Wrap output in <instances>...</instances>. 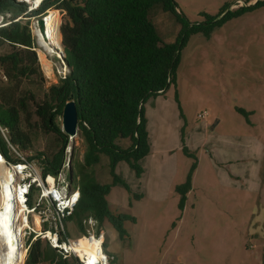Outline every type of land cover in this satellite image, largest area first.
<instances>
[{"label":"rangeland","instance_id":"obj_1","mask_svg":"<svg viewBox=\"0 0 264 264\" xmlns=\"http://www.w3.org/2000/svg\"><path fill=\"white\" fill-rule=\"evenodd\" d=\"M175 1L192 25L245 5L244 0ZM56 11L50 10L52 34L56 20L59 30L64 22ZM156 12L162 39L176 42L181 25L161 9ZM38 17L23 21H29L36 41ZM37 46L48 88L69 70L63 50L52 46L54 54H47ZM6 82L0 72V87ZM201 114L205 118H199ZM144 116L151 144L150 155L141 162L144 174L137 177L121 162L116 173L129 190L113 186L107 196L113 212L135 219L124 223V238L108 221L103 224L114 263L264 264V7L227 22L210 38L191 35L181 50L176 85L149 99ZM37 122L34 118L27 128L32 145L19 149L27 158L52 156L60 149L56 135ZM59 123L62 126V118ZM120 143L130 146L129 140ZM85 151L78 130L65 151L73 183H78L73 175ZM101 160L96 178L100 184H112L109 159ZM195 160L192 190L181 211L176 188L186 183ZM65 228L70 239L82 236L72 219L65 221Z\"/></svg>","mask_w":264,"mask_h":264},{"label":"trees","instance_id":"obj_2","mask_svg":"<svg viewBox=\"0 0 264 264\" xmlns=\"http://www.w3.org/2000/svg\"><path fill=\"white\" fill-rule=\"evenodd\" d=\"M244 1V6L224 9L206 24L192 25L179 12L175 0H45L31 13H27L26 4L0 0V16L4 18L0 24V72L7 80L0 87V128L8 131L13 146L27 150L32 145L27 128L37 118L42 130L56 135L60 149L52 156L38 154L30 159L40 160L44 175L56 176L70 143L59 119L66 103L76 102L86 151L83 164L73 175L74 180L79 178L81 196L70 219L79 225L82 234L84 220L91 217L102 226L108 221L124 238V223L135 219L113 212L107 196L113 186L129 190L116 173L121 162L127 163L137 177L144 174L141 162L151 153L145 104L176 85L181 50L191 35L210 38L227 22L264 7V0L254 5L250 4L255 0ZM51 9L63 15L64 22L60 30L56 28V34L54 28L51 42H57L58 49L63 50L62 60L69 71L45 88L38 44L29 21H23ZM158 9L181 25L176 42L162 39L154 19ZM240 112L246 115L244 110ZM123 140L130 141L128 148L121 146ZM0 150L8 161L15 162L1 131ZM102 156L109 159L112 184H100L96 178ZM196 168L197 160L186 183L176 188L181 211L192 190ZM26 264L80 263L75 258L65 259L58 250L38 240L30 246Z\"/></svg>","mask_w":264,"mask_h":264},{"label":"built area","instance_id":"obj_3","mask_svg":"<svg viewBox=\"0 0 264 264\" xmlns=\"http://www.w3.org/2000/svg\"><path fill=\"white\" fill-rule=\"evenodd\" d=\"M16 1L26 4L27 13H31L45 0ZM3 20L1 16L0 24ZM205 116L201 114L199 118ZM0 131L15 158V162L8 161L0 150V211L5 209L7 202L11 203L12 215L7 221L17 236L20 250L26 253L25 261L30 246L41 240L58 250L65 259L75 258L80 264H114V258L106 252L104 227L96 219L90 217L84 220L85 233L80 238L70 239L67 235L65 221L73 216L81 196L78 183H73L70 176V161L65 158L66 162L58 175H44L40 160L23 156L10 143L8 131L3 128ZM65 169L69 170L68 177L63 176ZM7 188L11 190L13 200H4L8 194ZM23 221L28 226L21 230ZM12 223H15L14 227ZM83 246H89L92 252L90 249L81 251Z\"/></svg>","mask_w":264,"mask_h":264},{"label":"bare ground","instance_id":"obj_4","mask_svg":"<svg viewBox=\"0 0 264 264\" xmlns=\"http://www.w3.org/2000/svg\"><path fill=\"white\" fill-rule=\"evenodd\" d=\"M52 10V9H51ZM56 11V10H55ZM57 12V11H56ZM58 14V12H57ZM51 13L50 10L43 16L45 19V34L41 33V30L39 28L35 29V35L37 36L39 46L47 53V54H54L53 47L57 46V42H51L52 40V30H53V21L50 17ZM59 18V16H58ZM58 20L55 22V34H56V28L59 29ZM53 46V47H52ZM58 49V47H56ZM63 53V51L61 52ZM67 67V66H66ZM76 137L72 138V141L75 140ZM69 170L65 169L63 176L68 177ZM7 196L4 197V200H10V198L13 200V195L11 193V190L9 188L6 189ZM10 192V194H9ZM7 198V199H6ZM12 205L7 202L6 207L4 210L0 211V264H22V262L25 260L26 253L22 250H20V243L17 242V236H15V232L11 228L10 222L7 221L8 217L12 215ZM23 210H25L23 208ZM15 223H12V226L14 227ZM28 226L26 221H23L21 223V230ZM89 246H83L81 248V251L83 250H89L91 251V248L88 249ZM92 252V251H91Z\"/></svg>","mask_w":264,"mask_h":264},{"label":"water","instance_id":"obj_5","mask_svg":"<svg viewBox=\"0 0 264 264\" xmlns=\"http://www.w3.org/2000/svg\"><path fill=\"white\" fill-rule=\"evenodd\" d=\"M45 19L46 18H44L43 16L38 18V28L39 30H41L42 34H45V30H46L45 29V23H46ZM61 54L63 56V53ZM215 126H213V128H215ZM62 129L64 133L69 136L71 141H72V138L78 135L79 118H78L77 104L75 101L67 102L64 107L63 117H62Z\"/></svg>","mask_w":264,"mask_h":264},{"label":"crops","instance_id":"obj_6","mask_svg":"<svg viewBox=\"0 0 264 264\" xmlns=\"http://www.w3.org/2000/svg\"><path fill=\"white\" fill-rule=\"evenodd\" d=\"M219 124V121H217V123H216V125H218ZM118 213V212H117ZM110 224V223H109ZM111 225V224H110ZM112 226V225H111ZM106 243H107V241H106ZM106 247V246H105ZM106 252L112 257V258H114V255H112L111 253H109V251H108V249H107V247H106ZM114 264H116V262L114 263Z\"/></svg>","mask_w":264,"mask_h":264}]
</instances>
